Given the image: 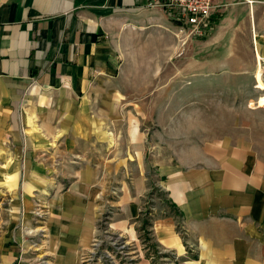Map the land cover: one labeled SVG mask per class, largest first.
Returning <instances> with one entry per match:
<instances>
[{"label":"crops","instance_id":"crops-1","mask_svg":"<svg viewBox=\"0 0 264 264\" xmlns=\"http://www.w3.org/2000/svg\"><path fill=\"white\" fill-rule=\"evenodd\" d=\"M158 1L0 0V133L20 129L22 88L43 92L46 103L56 94L66 106L83 103L100 81L110 80L124 55L148 49L150 39L162 55L191 54L195 39L179 31ZM213 3L218 23L206 43L248 22L261 60L264 0ZM207 65L189 63L197 68L196 85L211 84ZM197 114L189 118L207 117ZM241 130L236 126L235 135L214 136L211 121L166 132L130 127V157L112 202L110 230L126 239L136 264H165L155 250L167 253L172 264H264V133ZM91 177L79 175L71 185L78 183L77 189L50 197L45 247L51 264H91L84 255L102 210L100 188L83 190ZM9 178L16 182V174ZM94 180L100 183L93 175ZM152 182L165 190L172 209L154 215L145 240L142 208Z\"/></svg>","mask_w":264,"mask_h":264},{"label":"rangeland","instance_id":"rangeland-1","mask_svg":"<svg viewBox=\"0 0 264 264\" xmlns=\"http://www.w3.org/2000/svg\"><path fill=\"white\" fill-rule=\"evenodd\" d=\"M217 23L211 15L207 27L191 34L182 31L195 39L191 54L162 55L154 39L149 40L148 49L133 48L110 80L100 81L83 103L66 106L57 94L46 103L43 92L22 88L20 129L0 133V264H51L45 247L50 197L60 198L58 193L77 189L78 183L71 185L79 175L92 176L83 181V190L100 188L102 196L96 233L84 259L95 264L87 257L101 256L96 264H109L102 254H112L117 264H136L132 258H123L113 242L119 234L110 230L112 202L120 192L130 157V127L166 132L211 121L214 136L235 135L236 126L246 135L264 133V115L259 114L264 106L256 102L264 94V56L258 62L251 25L235 24L223 39L212 37L206 43ZM195 62L208 64L209 86L194 83L197 68L188 66ZM203 112L206 118H189L190 113L203 117ZM72 114L76 117L71 118ZM14 174L16 182H8ZM93 175L100 183L92 182ZM156 185L150 184L142 208L141 227L143 221L146 224L140 239L150 238L154 215H166L160 211L172 209L165 190ZM126 248L125 252L131 251ZM154 255L159 260L168 258L156 250Z\"/></svg>","mask_w":264,"mask_h":264},{"label":"built area","instance_id":"built-area-1","mask_svg":"<svg viewBox=\"0 0 264 264\" xmlns=\"http://www.w3.org/2000/svg\"><path fill=\"white\" fill-rule=\"evenodd\" d=\"M158 3L168 11L169 15L176 22L179 31H188L189 34L207 27L209 19L213 11H215V5L213 3V0H159ZM96 242H99V240H97ZM125 242H121L120 240L119 244L117 245L121 249V255L122 253L124 255L123 258L128 259V261H130V251L125 252L127 248L123 249V247H126ZM92 244L95 245L97 243ZM157 252L160 251L157 250ZM102 256H105L104 258L108 260L109 264H117L114 255L102 254ZM100 257L98 258L97 256L96 258H94L89 256L88 258L96 264L97 260L100 259ZM165 264H172L170 257L167 258Z\"/></svg>","mask_w":264,"mask_h":264},{"label":"bare ground","instance_id":"bare-ground-1","mask_svg":"<svg viewBox=\"0 0 264 264\" xmlns=\"http://www.w3.org/2000/svg\"><path fill=\"white\" fill-rule=\"evenodd\" d=\"M259 57H258V62H259ZM260 63H261V60H260ZM259 63V64H260ZM260 71V67H259V69H258V72ZM257 102V105H263L264 106V94H261L260 96H259V98H258V100L256 101ZM120 236H117L116 237V239L117 240H113V242L115 243V244H119V241H120V238H119ZM119 240V241H118ZM125 246L127 247V245H126V242H125ZM126 247H123V249H125Z\"/></svg>","mask_w":264,"mask_h":264},{"label":"trees","instance_id":"trees-1","mask_svg":"<svg viewBox=\"0 0 264 264\" xmlns=\"http://www.w3.org/2000/svg\"><path fill=\"white\" fill-rule=\"evenodd\" d=\"M146 224V221H143V224H142V229H144L145 228V226H143V225H145ZM148 223V222H147Z\"/></svg>","mask_w":264,"mask_h":264}]
</instances>
